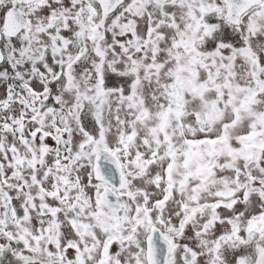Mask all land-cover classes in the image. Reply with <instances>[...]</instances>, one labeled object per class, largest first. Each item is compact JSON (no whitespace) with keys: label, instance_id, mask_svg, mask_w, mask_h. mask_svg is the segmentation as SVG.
I'll use <instances>...</instances> for the list:
<instances>
[{"label":"snow or ice","instance_id":"obj_1","mask_svg":"<svg viewBox=\"0 0 264 264\" xmlns=\"http://www.w3.org/2000/svg\"><path fill=\"white\" fill-rule=\"evenodd\" d=\"M0 264H264V0H0Z\"/></svg>","mask_w":264,"mask_h":264}]
</instances>
